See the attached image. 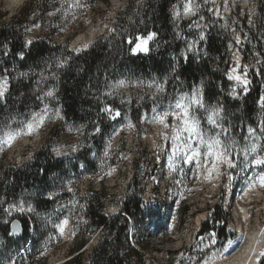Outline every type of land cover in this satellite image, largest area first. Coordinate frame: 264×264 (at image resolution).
I'll list each match as a JSON object with an SVG mask.
<instances>
[{"label": "trees", "instance_id": "obj_1", "mask_svg": "<svg viewBox=\"0 0 264 264\" xmlns=\"http://www.w3.org/2000/svg\"><path fill=\"white\" fill-rule=\"evenodd\" d=\"M178 2L179 0H143L141 4L138 0H130L118 14L117 21L107 30V34L100 36L79 53L69 48L70 41L52 42V36L62 26L54 27L59 22L57 14L51 23L48 22V15L60 7L62 0H37L30 5L29 11L14 17L10 23L0 24V76L4 75L5 70L10 76L6 102L0 103V122L8 120L10 116L23 120L32 111H39L43 105L36 97L55 84L58 89L57 99L46 102L51 108H60L65 118L60 119V127H78L83 124L87 126L84 131L91 132L95 126L93 122H98L101 128L99 134L88 139L78 132L81 136L79 143L83 146L72 154V159L57 158L52 151L51 142L46 141L32 157L21 164H0V198L5 200L4 205L0 206V237L9 242L26 239L28 232H31L28 220L21 221L23 236L12 238L8 235L10 226L4 221L16 220L18 216L9 217L3 209L8 203L33 194L32 204L37 212H51L64 205V214L71 219L75 237L70 252L76 255L71 256L64 264H137L138 261H143L141 250L149 247V230L156 217L153 206L156 201L148 210L140 207L144 203L142 195L145 186L139 188L135 180L136 174L129 183L127 193L121 198L119 211L113 215L106 213L105 188L100 191L90 188L81 195L79 191L69 192L67 187L73 174L79 172L80 165L86 175L100 177L104 170L99 161L92 157L99 159L103 156L109 138L112 141L116 130L123 128L125 123L131 121L135 130L140 133L143 128L142 116L150 113V106L138 101L141 92L145 101H150L146 95L147 89L129 86L121 89V95L109 97L104 95L107 83L121 79L167 80V93L174 95L178 91L190 92L193 85H199L203 81L205 100H220L224 105L226 118L236 130L241 125L244 129L248 125L257 126V101L264 92V68L257 75L251 67V84L247 95L241 93L239 98L230 96L231 83L226 73L231 64L229 44L231 42L235 46L234 41L225 28L209 18L208 27L202 28L206 41H200V51L188 52L185 59L181 53L186 50L188 42L199 38L201 29H189L191 21L176 24L172 11L173 5ZM97 3V0H90L89 6L95 7ZM257 14L254 27H248L246 22L242 24L248 35L242 48L243 62L251 66L255 63L256 52L264 60V0L258 1ZM29 23L43 26L45 36L26 45ZM153 31L157 36L149 42V51L133 53L131 49L135 47L136 37L146 36ZM5 45L7 55L4 54ZM19 53L24 54L23 59ZM64 57L70 59L62 68H56V61ZM49 64L52 65L51 69ZM22 72L28 75L20 76ZM52 72L56 73L57 80L51 79ZM41 73L49 79L43 81L41 87H37L36 81L42 79ZM125 90H128V94ZM121 97L126 98L124 103H121ZM106 104L119 108L121 117L115 121L108 119L106 113L100 111ZM103 181L104 179L101 180L102 184ZM49 192L54 193L52 199L47 198ZM70 201L78 203L70 204ZM229 219L230 216L222 209V205L216 206L212 219L204 224L201 235L216 231L220 240L229 238L226 231ZM96 232L102 234L101 239L95 246H90L89 250H84L90 235ZM35 247L36 243L32 251ZM87 252V258H84L83 255Z\"/></svg>", "mask_w": 264, "mask_h": 264}, {"label": "rangeland", "instance_id": "obj_2", "mask_svg": "<svg viewBox=\"0 0 264 264\" xmlns=\"http://www.w3.org/2000/svg\"><path fill=\"white\" fill-rule=\"evenodd\" d=\"M5 1L0 0V14L2 15L0 24L10 23L14 17H19L23 12L29 11L30 5L37 0H27L15 10L8 9ZM97 1L95 7H90V0H81L86 5L85 8L73 9L67 15L61 12L48 15V22L51 23L57 14L59 22L54 27L62 26L60 31L52 36V42L66 43V41H70L69 48L74 51L77 48H80L81 51L87 49L96 39L107 34V30L117 21L118 14L124 10L130 0ZM258 1L227 0L228 10L225 11V0H216L215 5L212 3L204 5L198 10L196 16L182 17L175 22L179 25L184 21H198L204 28L203 26L207 25L210 18V20L214 19L218 25H224L223 28L229 32L234 43L236 35H239L241 44L232 45L230 48L231 64L229 71L237 56H239L241 65L246 64L243 62L242 48L247 40L244 39L246 32H244L245 27L242 24L246 22L247 26L250 27L248 23L249 13H252L251 18L254 21L258 15ZM196 2L200 3L201 0H196ZM67 4L68 0H65L64 6L67 7ZM209 8H219L220 15H214L213 12L208 11ZM201 15L205 17L203 21L199 20ZM27 26L26 41L33 42L45 36V28L39 23L31 25L29 23ZM90 33L94 34L89 40L90 44L85 43L87 40L74 44L79 36H89ZM84 45H87V48H84ZM237 48L240 49L239 52L236 51ZM251 67L249 65L250 80ZM229 82L231 85L234 83L233 81ZM238 91L242 93V90ZM125 92L128 94V90ZM140 96H144V94L141 92L138 98ZM138 101L139 103L146 102V106L151 108L150 113H144L142 116L143 128L141 132L139 133L135 128H128V122L125 123L123 128L116 130L118 134L113 135L109 156L104 157L103 155L99 159L92 157L99 161L104 170L103 174L97 178L91 177L84 173L83 166L80 165L79 172L74 173L67 184V187H71L75 192L79 191L81 195L90 188L97 191L105 188L107 194L106 213L113 215L119 211L121 198L127 193L129 183L133 175L136 174L135 180L139 184V188L145 186V192L142 195L143 202L150 201L145 210L150 209L152 203L156 201L153 205L156 217L149 230V247L141 250L143 261H138L137 264H177L181 252L185 253V256L197 255L193 250L194 242L201 235L204 224L212 219L213 209L218 205H222V209L230 216L226 230L230 239L234 240L238 236L236 217L241 212H239L241 208L246 209L249 215L248 220L243 221L246 230L252 231L259 226L262 227L264 225V188L258 187L263 195L259 196L254 191L252 200H248L245 197L248 188L243 174L236 176L229 184L226 175L209 181L203 175L197 178L194 168L185 166L184 183L177 184L175 182L180 179V176L177 173H170L167 166L168 151L162 146L164 142L159 136L161 126L150 122L153 101L151 99L149 102L145 101V96L143 100L139 99ZM59 124L60 119L53 118L47 121L45 126L39 129L36 134L22 136L11 147H4L0 150V164H21L27 158L32 157L46 141L51 142L55 156L54 149L61 153H67L56 156L57 158L72 159V154L75 153L72 147L80 144L81 136L78 132L69 131L63 126L60 127ZM240 129L236 130L233 127L232 131L238 138L242 139L243 135L246 134L247 127L243 132ZM103 179L104 184L101 183ZM21 199L32 204L33 194L25 195ZM54 210L38 212L40 217L32 216L35 230L31 228V232H28L25 240L9 242L0 237V260L6 261L9 256H13L17 259L18 264H61L64 260L70 259L68 257L75 256L76 253L72 255L70 252L74 246L75 237L71 219L64 214L63 209L59 212ZM45 213L51 216V220L45 218ZM12 215L18 216L16 220L27 222V214L21 215L13 212ZM240 215L242 214L240 213ZM64 217L69 218L70 225L66 228L65 233L60 235L53 225ZM71 232H74V235L70 234ZM101 235L99 232L90 235L84 250H89L90 246H95L101 239ZM34 243H36V249L32 251ZM18 251L20 255L16 256ZM42 251L43 255H41ZM87 255L88 252L83 257L87 258ZM182 264H187V261L182 260ZM260 264H264V258Z\"/></svg>", "mask_w": 264, "mask_h": 264}, {"label": "snow or ice", "instance_id": "obj_3", "mask_svg": "<svg viewBox=\"0 0 264 264\" xmlns=\"http://www.w3.org/2000/svg\"><path fill=\"white\" fill-rule=\"evenodd\" d=\"M139 3H143V0H138ZM212 3L215 5L216 0H201L197 3L196 0H179L178 4L173 5L172 16L173 19L178 21L182 17L196 16L198 10L204 5ZM86 5L81 0H68L67 7L64 6V0H62L61 6L56 8L54 12H50L49 15H54L56 12H61L67 15L73 9L85 8ZM225 11L228 10L227 0L224 2ZM208 11L213 12L214 15L219 16V8H209ZM74 14V13H73ZM252 13H249L248 23L250 26H255V22L252 20ZM204 16H199V20L203 21ZM38 26V25H37ZM189 29L195 27L201 29L199 32V38L194 39L187 43V48L181 55L187 59L188 52H199L200 41H206V34L202 30V26L198 21H193L188 25ZM204 28L208 25H204ZM224 27V25H222ZM115 31V29H112ZM233 31H235L233 29ZM157 36L156 32H149L146 36H137L135 39V47L131 49L133 53L147 52L149 51L148 44L153 41ZM186 42H187V38ZM244 39H248L247 33L244 35ZM132 43L133 41H129ZM32 41H27L26 45H30ZM235 44H241V37L236 35ZM8 54L7 45L4 46ZM229 47H232L230 42ZM87 48V45H84ZM77 53L81 51L80 48L75 49ZM240 51L239 48L236 49ZM207 53L205 52V55ZM21 59L24 54L19 53ZM255 63L252 66L257 75L261 74V68H264V60L261 59L259 52L254 53ZM68 57L59 58L56 63V68H62L68 61ZM259 65L260 67H257ZM52 65L49 64V69ZM242 69V71H241ZM20 76H27L28 73H20ZM42 79L36 81L37 87H41L43 81L48 80L49 77L40 74ZM226 77L229 81L234 83L231 85L229 95L233 98H238L242 94L247 95L250 90L251 80L249 79V65H241L239 62V56L233 61L232 67L226 73ZM51 79L57 80L58 77L55 72L51 73ZM177 79H179L177 77ZM167 80L150 79L147 81L137 80H117L106 84L105 96H118L121 95V89L129 86L147 89L146 95L150 98L152 103V115L150 122L159 124L161 131L159 136L163 140V147L168 151L167 166L170 173H177L180 179L175 182L177 184L184 183L185 166H192L195 170L197 178L203 175L206 180L218 179L222 176H227L229 184L235 179L236 176L243 174L245 184L247 188H264V93L261 94L257 101V107L259 109V121L256 127L248 125L246 134L242 139L238 138L232 131L233 125L230 120L226 118L225 108L220 100L216 102H208L205 100L203 81L199 85H193L190 92L178 91L174 95H169L166 88ZM10 88V76L5 70L4 75L0 76V103L6 102L7 94ZM58 89L55 84L49 87L46 91L41 92L36 98L41 101L42 107L39 111H32L26 118L20 120L16 116H10L8 120L0 122V150L4 147H11L13 143L22 136H32L43 128L47 121L53 118L65 119L61 113L59 107L51 108L46 101L49 99H57L56 93ZM24 95V93H21ZM124 97H121V103L125 102ZM140 100L144 99V96L139 97ZM130 103L131 101L128 100ZM106 113L108 119L117 120L121 117V111L119 108H115L110 104H106L101 110ZM94 127L91 132L84 131L86 125L69 126V131H77L88 139L91 136H95L101 132V128L98 122H93ZM15 124V126H13ZM128 128H134L135 125L131 121L127 124ZM242 132L244 126L241 125ZM118 134V132L114 133ZM83 144H77L72 147L73 151H77ZM112 148L111 138L105 146L103 152L104 157L109 156V152ZM56 156L62 154L59 150L54 149ZM43 172V169H41ZM228 187V185H225ZM69 192L74 190L68 187ZM183 194L181 193V196ZM54 193H47V198L52 199ZM4 198H0V205H4ZM70 204L78 202H69ZM150 201H145L140 205L141 208H147ZM65 206L61 205L54 211L59 212ZM83 208V205H80ZM3 211L7 216H11L13 212L21 215L27 214V220L29 227L35 230V224L32 222V216L40 217V213L36 208L28 201L20 199L19 201L8 203L4 207ZM45 218L51 220V216L47 213L44 214ZM5 223L9 224L8 231L9 236H18L23 231V225L20 220H8L5 219ZM69 225V218L64 217L59 219L58 223H54V228L58 230L60 235L65 233V229ZM70 234L74 235V232ZM260 236H264V229L259 233ZM51 239V237H49ZM235 242L225 237L223 241L216 231H211L200 235L194 242V251L197 255L185 256V253H179L177 264H182V260H186L187 264H218V261L226 259V253H229L231 247ZM255 243L259 245L261 241L255 240ZM256 259L259 260L264 257V248L259 251L252 250ZM43 251L41 255H43ZM20 252L16 253L19 256ZM0 264H18L17 259L13 256H9L6 261L0 260Z\"/></svg>", "mask_w": 264, "mask_h": 264}, {"label": "bare ground", "instance_id": "obj_4", "mask_svg": "<svg viewBox=\"0 0 264 264\" xmlns=\"http://www.w3.org/2000/svg\"><path fill=\"white\" fill-rule=\"evenodd\" d=\"M26 1L27 0H6L5 2L7 4L8 9L15 10L20 6H22ZM93 35H94L93 33H90L89 36H79L74 42V44L86 40L87 41L85 43H89V40L93 37ZM254 191H256L259 196L263 195L261 191L258 189V187H256L252 189L248 188L245 193V197L248 200H252L253 198L252 193ZM239 212L242 215L238 213L236 217L238 224L237 225L238 236L233 240L235 243L231 247L229 253H226L227 258L220 260L218 264H257L258 260L256 259L252 250L256 249L257 251H259L261 248H264V236L259 235L260 231L264 229V225L262 227L259 226L256 229H253L252 231L246 230L245 226L243 225V221L248 220L249 215L246 209L243 208H241ZM199 221L201 222L200 219ZM69 225H70V221H69ZM256 239H259L261 241L259 245L255 243ZM70 259L64 260L61 264L66 263Z\"/></svg>", "mask_w": 264, "mask_h": 264}, {"label": "water", "instance_id": "obj_5", "mask_svg": "<svg viewBox=\"0 0 264 264\" xmlns=\"http://www.w3.org/2000/svg\"><path fill=\"white\" fill-rule=\"evenodd\" d=\"M24 234V229L23 231L18 235V236H11L12 238H21Z\"/></svg>", "mask_w": 264, "mask_h": 264}, {"label": "built area", "instance_id": "obj_6", "mask_svg": "<svg viewBox=\"0 0 264 264\" xmlns=\"http://www.w3.org/2000/svg\"><path fill=\"white\" fill-rule=\"evenodd\" d=\"M68 258H71V257H68Z\"/></svg>", "mask_w": 264, "mask_h": 264}]
</instances>
